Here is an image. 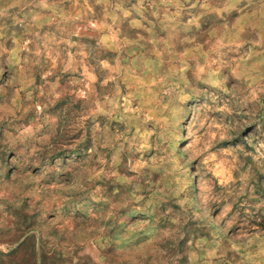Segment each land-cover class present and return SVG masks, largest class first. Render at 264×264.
<instances>
[{
  "label": "rangeland",
  "instance_id": "rangeland-1",
  "mask_svg": "<svg viewBox=\"0 0 264 264\" xmlns=\"http://www.w3.org/2000/svg\"><path fill=\"white\" fill-rule=\"evenodd\" d=\"M172 3L0 0V264H264V159L255 147L222 141L225 148L244 146L243 166L230 172L221 164L202 187L194 180L191 193L153 151L139 150L131 117L151 107L158 91L166 95L157 79L184 94L196 91L192 74L181 76L177 67L204 59L200 33L214 32L218 23L207 12L197 21L199 31L185 27L186 11L177 23ZM221 15L245 29L242 36L251 34L241 53L260 51L253 47L264 32L260 21L245 24L235 11ZM215 40L219 47L206 53L209 60L225 44L234 46L219 33ZM258 59L241 71L255 75L247 66ZM229 60L219 71L237 94L221 95L219 107L234 105L232 116L245 120L250 112L264 116V92L244 91L237 53L221 55L210 68ZM259 87L264 81L253 85ZM210 103L191 96L183 107L192 110L189 120L192 113L203 119L199 110ZM157 118L162 122L166 114ZM208 119L220 122L221 114ZM240 173L251 178L238 184L243 195L228 198L231 209L216 224L227 209L220 189Z\"/></svg>",
  "mask_w": 264,
  "mask_h": 264
},
{
  "label": "clouds",
  "instance_id": "clouds-1",
  "mask_svg": "<svg viewBox=\"0 0 264 264\" xmlns=\"http://www.w3.org/2000/svg\"><path fill=\"white\" fill-rule=\"evenodd\" d=\"M169 2L171 3V0ZM171 6L177 8L172 17L177 23H179L180 10L184 9L189 17L184 26L194 25L198 31L199 24L197 21L202 15L207 14V12H214L217 17L218 23L215 31H205L200 33L199 36L200 39L205 41L203 45L205 53L201 54L204 59L200 63L188 64L186 61L183 65L177 67V71L181 76L184 72L192 74L191 88L196 89V91L184 94L183 89L177 90L175 87H167V80L161 83L157 79L155 83L166 92V95H160L158 91L157 98L151 102V107L138 110L131 119H134L138 124V132L140 133L138 143L142 146L139 149L141 154L143 155L149 150L153 151L157 159L161 160L171 170L173 179L183 183L191 193L194 190V180L198 178L199 182L196 187H202L205 182L204 178L208 177L211 180L221 164L228 168L230 172L233 170L239 172V169L243 166L241 161L248 155L244 152V146L231 147L229 145L228 148H225L222 141L245 140L257 149V159H264V152L260 151L264 149V123L258 122V120H264V116L257 118L256 112H250L247 114L248 119L245 120L243 116H232V113L238 111L236 106L226 103L224 107H219L218 101L221 95L235 96L237 94L233 89L227 87L229 76L219 71V69L229 67L231 61L218 63L216 71L210 68V63L219 61L221 55L227 56L228 52L237 53L239 63L235 65V69L244 78V82L247 83V89H244V91H248L249 94L256 91L264 92V87L253 88V85L259 81H264V71H261L264 67V55H262L264 53V32L261 33L260 40L253 41V47L260 48V51H253L250 48L246 53H241L240 49L244 43L248 42L251 34L242 36L241 34L245 29H236L235 24L221 15V13L235 11L238 13L239 19L243 20L245 24H255L258 20L264 25V0H258L257 3H254V0H184L183 3L175 0V3H172ZM199 8L205 9V12L193 15L191 10ZM218 33L221 34V38L231 41L234 46L225 44L226 51L215 55L209 60L206 53L215 52L219 47L215 40ZM252 57H260L256 63L247 66L248 69L256 73L255 75L249 74L248 70L241 71ZM200 84L207 85V87L200 89ZM199 95L206 96L211 103L199 110V113L203 114V119L200 118L198 113H192L189 120V113L192 110L185 109L183 102L191 96ZM141 103H145V101L142 100ZM259 107L264 109V104H260ZM240 110L242 111V109ZM216 112L221 114L220 122L208 119L209 114ZM165 114L166 119L162 122L158 120V115ZM229 116H231V119L225 123L223 118ZM185 121H188L186 136L181 134L183 132L182 125ZM253 123H256V127L249 131L247 135L242 136L243 129ZM149 124L152 125L151 128L148 127ZM81 130L83 139L87 130L83 129V126H81ZM182 141H187V143L181 146ZM253 141H256L254 145ZM216 145H220V147H216ZM72 146L75 147L74 144ZM209 148H214L215 151H209ZM236 157L240 159L237 160ZM249 178L251 177L248 173H240L231 183L226 182L220 189L219 199L227 204L229 197L235 200L243 195L242 189L237 191L238 184L242 185L243 180ZM230 209L231 204H227V209L217 218L215 223L219 224L220 220L228 215ZM232 223H234V218L228 221V226H231ZM225 231H227V228H225Z\"/></svg>",
  "mask_w": 264,
  "mask_h": 264
}]
</instances>
